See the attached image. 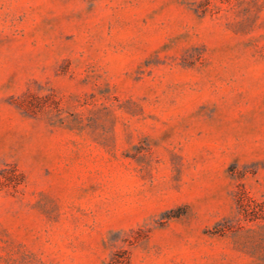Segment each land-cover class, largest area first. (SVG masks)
Instances as JSON below:
<instances>
[{
	"label": "rangeland",
	"instance_id": "1",
	"mask_svg": "<svg viewBox=\"0 0 264 264\" xmlns=\"http://www.w3.org/2000/svg\"><path fill=\"white\" fill-rule=\"evenodd\" d=\"M0 264H264V0H0Z\"/></svg>",
	"mask_w": 264,
	"mask_h": 264
}]
</instances>
